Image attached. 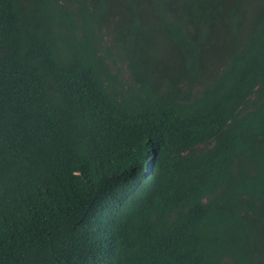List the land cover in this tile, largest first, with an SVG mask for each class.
<instances>
[{
  "label": "trees",
  "instance_id": "16d2710c",
  "mask_svg": "<svg viewBox=\"0 0 264 264\" xmlns=\"http://www.w3.org/2000/svg\"><path fill=\"white\" fill-rule=\"evenodd\" d=\"M0 264H264V0H0Z\"/></svg>",
  "mask_w": 264,
  "mask_h": 264
},
{
  "label": "rangeland",
  "instance_id": "374dc122",
  "mask_svg": "<svg viewBox=\"0 0 264 264\" xmlns=\"http://www.w3.org/2000/svg\"><path fill=\"white\" fill-rule=\"evenodd\" d=\"M124 78H126V76H124Z\"/></svg>",
  "mask_w": 264,
  "mask_h": 264
}]
</instances>
